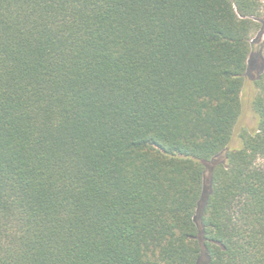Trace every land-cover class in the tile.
Masks as SVG:
<instances>
[{"label": "trees", "instance_id": "trees-1", "mask_svg": "<svg viewBox=\"0 0 264 264\" xmlns=\"http://www.w3.org/2000/svg\"><path fill=\"white\" fill-rule=\"evenodd\" d=\"M261 17L0 0V264H264V62L235 131Z\"/></svg>", "mask_w": 264, "mask_h": 264}, {"label": "rangeland", "instance_id": "rangeland-1", "mask_svg": "<svg viewBox=\"0 0 264 264\" xmlns=\"http://www.w3.org/2000/svg\"><path fill=\"white\" fill-rule=\"evenodd\" d=\"M261 27L260 30L253 35L252 38V54L251 58L254 59L257 65H250V72L246 77L242 92L241 99L243 103L242 114L239 118L238 124L236 125V133L241 131L243 127L253 128L255 126V116L252 111L251 101L255 94V86L253 79L255 74L258 72L260 64L264 62V0H262V17L260 19ZM238 143L237 139L233 140V145ZM263 162L262 160L260 161Z\"/></svg>", "mask_w": 264, "mask_h": 264}]
</instances>
